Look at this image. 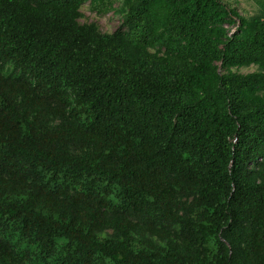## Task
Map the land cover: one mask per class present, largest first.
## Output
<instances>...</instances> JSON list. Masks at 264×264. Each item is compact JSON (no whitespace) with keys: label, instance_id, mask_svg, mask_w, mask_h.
<instances>
[{"label":"trees","instance_id":"trees-1","mask_svg":"<svg viewBox=\"0 0 264 264\" xmlns=\"http://www.w3.org/2000/svg\"><path fill=\"white\" fill-rule=\"evenodd\" d=\"M116 1L0 0V264H264V0Z\"/></svg>","mask_w":264,"mask_h":264},{"label":"rangeland","instance_id":"rangeland-1","mask_svg":"<svg viewBox=\"0 0 264 264\" xmlns=\"http://www.w3.org/2000/svg\"><path fill=\"white\" fill-rule=\"evenodd\" d=\"M123 0H117L115 6L118 7L122 4ZM226 4L232 7H236L239 12L245 16L250 17L258 12L259 5L257 4V0H223ZM83 16L80 18L82 23H97L100 29L103 32H113L115 31L120 23L121 17L116 14L114 11L108 12L106 14L100 15L92 10L91 4L87 3L82 8ZM257 69L256 66L244 67L235 69L242 73H249L255 71Z\"/></svg>","mask_w":264,"mask_h":264}]
</instances>
